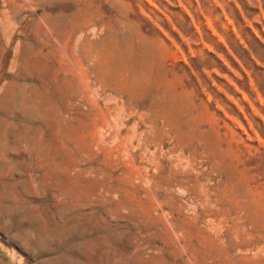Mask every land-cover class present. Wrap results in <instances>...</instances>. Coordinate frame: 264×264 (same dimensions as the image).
Instances as JSON below:
<instances>
[{
    "label": "rangeland",
    "instance_id": "1",
    "mask_svg": "<svg viewBox=\"0 0 264 264\" xmlns=\"http://www.w3.org/2000/svg\"><path fill=\"white\" fill-rule=\"evenodd\" d=\"M0 264H264V0H0Z\"/></svg>",
    "mask_w": 264,
    "mask_h": 264
}]
</instances>
